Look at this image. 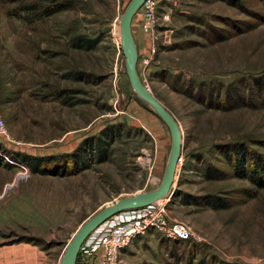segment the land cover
<instances>
[{
  "label": "rangeland",
  "instance_id": "rangeland-1",
  "mask_svg": "<svg viewBox=\"0 0 264 264\" xmlns=\"http://www.w3.org/2000/svg\"><path fill=\"white\" fill-rule=\"evenodd\" d=\"M130 1L0 0L3 163L89 152L74 174L32 173L17 160L0 167V237L31 241L42 264H60L76 229L104 205L153 190L164 175L169 129L131 88L116 44ZM53 2L68 8L43 17ZM142 12L131 23L137 73L182 135L165 209L196 237L148 231L122 250L121 264H264V187L236 177L224 155L243 146L264 158V0H160L157 15L169 19L153 35ZM79 34L98 43L74 49ZM64 89L73 105L55 97ZM97 138L107 143L101 162ZM206 168L223 179H206ZM212 196L228 207L214 208Z\"/></svg>",
  "mask_w": 264,
  "mask_h": 264
},
{
  "label": "water",
  "instance_id": "water-1",
  "mask_svg": "<svg viewBox=\"0 0 264 264\" xmlns=\"http://www.w3.org/2000/svg\"><path fill=\"white\" fill-rule=\"evenodd\" d=\"M144 0H131L120 19V49L125 61L126 75L131 88L144 101H146L157 116L166 124L171 136V148L169 151L166 169L158 186L150 191L136 192L112 200L99 211L85 219L76 229L73 236L65 246L60 264H76L81 246L87 236L101 223L113 215L130 208H139L165 198L174 184L175 171L180 159L182 149V135L177 122L164 106L151 94L140 81L137 69V50L132 33L131 23L134 14L141 7Z\"/></svg>",
  "mask_w": 264,
  "mask_h": 264
},
{
  "label": "built area",
  "instance_id": "built-area-1",
  "mask_svg": "<svg viewBox=\"0 0 264 264\" xmlns=\"http://www.w3.org/2000/svg\"><path fill=\"white\" fill-rule=\"evenodd\" d=\"M159 1L144 0L141 5L143 11L142 29L152 35L154 34L153 27L158 19L161 21L169 19V15L165 12L160 17L157 15ZM116 37L118 45L120 37L119 35ZM153 45L151 54L154 52ZM149 60L150 57H147L143 59V62L148 63ZM4 133V122L0 119V134ZM4 158L11 162L6 156ZM22 169L27 172L25 167ZM167 197L168 195L143 207L125 209L105 220L87 236L78 257L82 256L84 262L97 258L100 264H121L122 250L127 248L136 237L152 230L180 241L195 239V233L186 224L171 219L167 215L164 204Z\"/></svg>",
  "mask_w": 264,
  "mask_h": 264
},
{
  "label": "trees",
  "instance_id": "trees-1",
  "mask_svg": "<svg viewBox=\"0 0 264 264\" xmlns=\"http://www.w3.org/2000/svg\"><path fill=\"white\" fill-rule=\"evenodd\" d=\"M68 6L59 2H53V4L43 6L41 8V15L47 17L53 15L59 11L67 9ZM70 46L79 50H91L98 43L96 39L89 38L83 35H75L70 39ZM70 75V74H67ZM75 80H81L82 74L75 72L73 74ZM68 89L60 90L56 92L55 97H62V103L65 105H73L71 96L68 95ZM238 105L242 104L241 101L234 102ZM233 103V104H234ZM106 144L100 138H97L94 146L97 153V161L101 162L105 157ZM225 159L232 164L236 177L240 179H247L251 183L257 184L259 188L264 187V158L258 155L254 151L243 147H234L225 152ZM10 159L11 161H19V163L26 164L32 173L46 174L54 172L55 169L60 174H74L88 167L89 152L84 148H78L73 153H64L56 156H29L14 154ZM4 162V159L0 156V167L2 165L11 166V163ZM206 179H223L224 173L218 169L206 168ZM210 204L214 208H226L228 205L223 200L211 197ZM221 200V201H220Z\"/></svg>",
  "mask_w": 264,
  "mask_h": 264
},
{
  "label": "crops",
  "instance_id": "crops-1",
  "mask_svg": "<svg viewBox=\"0 0 264 264\" xmlns=\"http://www.w3.org/2000/svg\"><path fill=\"white\" fill-rule=\"evenodd\" d=\"M42 257L43 251L31 241L18 237H0V264H42ZM76 264H100V262L97 258L84 262L80 256Z\"/></svg>",
  "mask_w": 264,
  "mask_h": 264
},
{
  "label": "bare ground",
  "instance_id": "bare-ground-1",
  "mask_svg": "<svg viewBox=\"0 0 264 264\" xmlns=\"http://www.w3.org/2000/svg\"><path fill=\"white\" fill-rule=\"evenodd\" d=\"M120 36V35H119ZM121 212V211H120ZM118 214V213H117Z\"/></svg>",
  "mask_w": 264,
  "mask_h": 264
}]
</instances>
